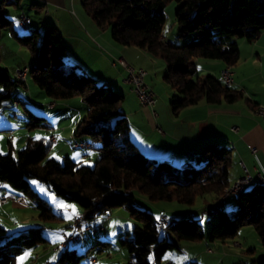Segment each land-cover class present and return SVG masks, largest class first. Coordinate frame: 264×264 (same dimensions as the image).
<instances>
[{
  "label": "trees",
  "instance_id": "trees-1",
  "mask_svg": "<svg viewBox=\"0 0 264 264\" xmlns=\"http://www.w3.org/2000/svg\"><path fill=\"white\" fill-rule=\"evenodd\" d=\"M170 1L82 0L81 4L92 20L109 28L114 41L145 49L165 61L163 80L178 94L170 101L172 112L199 101L216 105L244 98L239 89L221 83L213 75L193 77V73L199 58L219 59L229 67L237 63L238 39L251 42L264 31V0H175L179 3L174 13L178 34L189 37L181 46L164 41V8ZM12 24L0 11V29H9L19 44L31 51L28 72L33 82L53 99L80 96L88 104L76 123L74 135L87 137L99 153L92 166L70 158L60 163L48 157L51 145L44 137H29L17 155L10 151L0 153V182L33 199L40 221L55 222L62 217L32 188L30 178L64 200L76 203L85 226H91V221L110 209L124 206L136 223L131 233L118 240L120 246L133 253L126 264H154L166 250L179 248L161 234L164 228L177 240L198 241L204 237L193 212L170 219L166 216V223L158 227L161 214L156 216L136 206V191L152 201L193 206L202 197L203 214L206 208L221 201L218 211L208 215H218L210 224L209 240L230 239L241 227L251 226L264 246V185L252 183L237 193L235 210H223L230 195L224 197L225 188L231 185L230 146L206 142L194 160L182 166L147 156L130 136L129 121L120 107L124 95L106 84H98L94 77L67 63L66 49L55 26L19 35ZM25 81L16 79L2 66L0 56V103L11 96L18 82ZM26 126L45 127L47 123L43 116L29 112ZM42 229L43 226H34L8 233L0 224V264H14L27 249L47 247L48 239ZM97 242L110 244L108 240ZM68 245L57 255L56 264H80L91 248L78 253Z\"/></svg>",
  "mask_w": 264,
  "mask_h": 264
},
{
  "label": "crops",
  "instance_id": "crops-1",
  "mask_svg": "<svg viewBox=\"0 0 264 264\" xmlns=\"http://www.w3.org/2000/svg\"><path fill=\"white\" fill-rule=\"evenodd\" d=\"M28 2H30L31 9L39 14L37 22H34L31 18L28 30L36 29L42 32L41 29L45 25L55 26L66 49V62L74 64L76 69L81 68L82 72L94 68L101 57L106 63H109V58L123 56L134 67L145 69L147 72L146 77L148 71L145 66H150L153 70L157 66H162L160 61H156L161 58L153 56L145 49L122 45L114 41L107 27L99 26L83 11L80 4L82 0H28ZM5 6L6 8H4ZM9 6L16 7L15 20L18 24L19 13H25L24 4L22 0H0L1 12L8 13ZM164 41L174 43L171 37L168 39L164 36ZM238 48L239 59L237 63L239 65H236V63V66H230L233 80L230 86L239 89L244 98L232 103L222 102L215 105L199 101L175 113L168 110L167 98L164 104L158 106L156 111L154 107L158 101H155L152 109L140 104L131 85L123 81L126 71L122 67L110 78L103 79V81L108 79L113 81L117 88L121 89L124 97L120 107L129 121L130 136L142 152L155 159L181 164L193 161L194 157L201 152L203 144L213 141L224 143L232 148L231 184L243 176L242 163L252 174L264 170V119L256 113L257 107L264 105V31L251 42L245 38L238 39ZM200 62H204L205 67L203 70L211 71L215 77L227 67L219 59L198 61V64ZM249 64L253 66L251 70H249ZM111 65H114L113 62ZM239 66L242 67V72L238 74L237 68ZM19 67L22 66L11 67L10 72L13 74L14 70ZM30 93H32V90ZM169 94L166 92L164 95L169 96ZM159 95L158 100L161 98ZM50 104L54 106L53 102H50ZM153 110L155 114H153ZM76 115V113H71L69 120V124L72 123L73 128L71 130L70 127V134L64 138L67 139L64 141L66 147L63 149L67 151L64 158L83 162L80 157L74 160L78 153L73 149L79 148L81 157L88 158L94 154L97 159L99 157L98 150L90 146L88 138L85 136L77 138L74 135L76 121L80 119L76 120ZM57 129L52 125V131L46 139L51 145L59 144V130L61 129ZM51 136L56 137V143L50 142L49 138ZM69 139L71 141L67 144L66 142ZM75 143H87L89 146L75 147ZM68 145L71 146L72 150L68 148ZM249 146L255 147L257 153L252 154L248 148ZM91 148H94V150ZM250 185L246 184L245 188L247 189V186L250 187ZM0 195L7 197V201L2 204L4 210L21 209L28 205L22 192L12 188L5 182H0ZM16 199L20 200V204L16 202ZM55 203L60 210L58 215L62 217L61 220L64 223L66 221L70 223L68 227L71 229L73 217L78 213V210L70 203H59L58 200H55ZM190 212L193 211L187 210L184 214L187 215ZM159 214L160 212L156 216ZM64 223L59 228V242L62 240L61 233H68L69 231V229H64ZM105 231L103 237L108 238ZM32 258L31 251L27 249L16 260H19L20 264H31L35 262ZM42 263L49 264L47 261Z\"/></svg>",
  "mask_w": 264,
  "mask_h": 264
},
{
  "label": "rangeland",
  "instance_id": "rangeland-1",
  "mask_svg": "<svg viewBox=\"0 0 264 264\" xmlns=\"http://www.w3.org/2000/svg\"><path fill=\"white\" fill-rule=\"evenodd\" d=\"M22 2L24 4L25 14L29 16L30 19L32 18L34 22H37L39 14L31 9L30 2H28V0H22ZM178 4L179 3L175 0H171L164 8L166 21L163 33L166 38L169 39L171 37V39L174 40L172 42H174L173 45L175 46H181L189 40V37H180L178 34V27L174 16ZM9 7L10 9L7 11L8 13H4L3 11V14L12 20V27L19 35L27 34L29 30L21 28L15 20L16 7ZM4 8H6V6ZM83 11L85 12L84 9ZM47 26L48 25H45L41 31ZM0 56L2 66L6 67L9 71L11 70V67L16 65L23 67L27 64H32L31 51L20 45L7 28L0 29ZM117 58L118 57H114L113 59L109 58V63H106L101 57L95 64L94 68H89L83 73L94 77L98 84H106L122 93L121 89L117 88L113 81L109 79L103 81L105 78H110L111 75L122 67L118 63L113 66L111 65ZM156 61H160L162 66H159L160 68L157 66L155 70L150 66H145L148 71V76L145 77V82L152 90L154 89L153 91L156 94L155 101L158 102L154 107L155 110L157 111L158 106L160 104L162 105V103L164 104V101L167 100V98L168 110H171L170 101L176 98L178 94L163 80V75L166 70L165 61L162 58ZM198 61H209V59L199 58L197 60L193 77L204 76L207 74L213 75L211 71L203 70L205 67L204 62L198 64ZM236 65L239 64L237 63ZM248 66L249 70L253 68L251 64ZM241 69V66L237 68L238 74L242 72ZM77 70L82 72V69L79 67ZM94 74L97 75L95 76ZM31 90L32 93H30ZM166 92L170 93L169 96L167 95L168 97L164 95ZM158 95L161 96L159 100ZM50 102H53L54 106H49ZM87 108L88 104L80 96H74L68 99H53L47 96L45 92L33 82L30 73L27 72L26 81L22 83L18 82L15 85L11 96L0 103V153L6 154L10 151L13 155H17V153L25 147L29 137L48 138L49 133L52 131L51 127L54 125L58 129H61L59 130V144H50L51 146L48 152V157H54L58 162L62 163L64 161V156H66L64 154L67 153V151L63 149L66 147L64 141L67 140L64 138L70 134V127L71 130L73 128L72 123L69 124L71 113H76V120H78L85 114ZM29 112L43 116L47 126L28 128L26 124L29 119ZM67 124L69 125L67 126ZM63 126L65 127L64 129L62 128ZM70 141L71 140L69 139L66 143L68 144ZM68 148L71 149V146L68 145ZM78 149L79 148L73 149L78 153V156L74 157V160L80 157L84 164L92 166L96 160V156L93 154V156L88 158L81 157V152L79 153L80 150ZM91 149L94 150V148ZM174 165L182 166L184 163ZM29 182L32 188L37 191L38 195L45 198L52 205L55 213H60L57 205H55V200H58L59 203H70L71 205H74L78 210L77 214H81L80 208L76 203L66 201L57 196L35 178H30ZM248 187L249 186H247V189ZM135 194V205L151 211L155 215L160 212V214H163L170 219L171 217L182 216L187 210L193 211L194 218L200 223L201 228L204 231V237L202 239L198 241H189L177 240L170 231L165 228L162 229L161 234L166 236L168 240L178 244L179 248L166 250L161 259L154 264H264V246L261 245L256 231L251 226L241 227L233 238L223 241L209 240L208 235L210 224L217 220L218 215L208 216L203 214L201 209L203 204L202 200H200L202 197L198 198V201L193 206L178 203L176 201H152L140 192L136 191ZM22 195L28 205L25 204L27 206L21 209L14 208L11 210H4L0 203V224L8 233L19 232L29 227L43 226V235L48 239V244L45 248L39 245L28 249L31 251V256L33 257L32 260L35 261L31 264H43L42 262L44 261H47L49 264H56L57 255L63 250V248L57 249L56 246L59 244V228L64 222L63 220L55 222L40 221L37 217L34 200L24 194ZM236 196L237 194H230L227 197L223 207L224 211L231 212L236 209ZM64 224V229H69L68 233L73 231L68 227L70 223L66 221ZM135 224V221L131 218L128 210L124 206L114 207L107 213L98 216L92 221V227H99L97 233H93L90 230H84L82 226V232L78 239L73 241L74 243L70 242L68 246L69 248H75L78 253H84L89 247H91L88 255L82 259L80 264H126L133 258V253H130L126 248L120 246L118 240L124 237L127 233H131ZM104 231L108 238L103 237ZM98 240H108L110 244L99 243L97 242ZM234 242H238L239 244L236 245ZM92 258L95 259L94 262H92ZM14 264H20L19 260H16Z\"/></svg>",
  "mask_w": 264,
  "mask_h": 264
},
{
  "label": "built area",
  "instance_id": "built-area-1",
  "mask_svg": "<svg viewBox=\"0 0 264 264\" xmlns=\"http://www.w3.org/2000/svg\"><path fill=\"white\" fill-rule=\"evenodd\" d=\"M20 24L23 27H28L30 23H27V15L25 14L24 18H19ZM119 64L122 66L125 71L126 75L123 77V81L125 83H128L131 85L132 90L134 91L138 101L141 105L149 107L152 109V107L155 105V93L154 91L146 84L145 77L147 75V72L143 68H137L132 65H130L123 56L118 57L113 64ZM23 67L16 68L13 72V75L16 79L23 81ZM218 81L221 83L230 86L233 82L232 80V72L226 71V69H223L220 71V74L217 76ZM52 106V105H49ZM153 114H155V111L153 110ZM260 116L264 119V105H262V113ZM234 129V128H233ZM51 143H56V137L51 136L50 138ZM87 147L89 144L87 143H75V147ZM252 154L257 153V149L253 146L248 147ZM242 169L244 171V174L242 177L236 179L234 181L233 188L230 190L229 194H233L234 191H238V189H241L242 186H245L249 182L254 181H263L264 182V170L258 171L255 174H252L246 166L242 163L241 164ZM7 201V197L5 195H0V203L3 204ZM16 202L20 203L19 199H16ZM218 206H221V202H218L204 210V214L210 215L214 212V209ZM162 225L166 223V216L161 214L160 216ZM83 226L84 230H91L93 233L97 231L98 228L91 227V226H85V221L83 220V217L81 214H77L74 218L73 224H72V232L71 233H61L62 240L59 242V244L56 246L57 249L64 248L67 246L70 242H73L78 239L79 235L81 234V227ZM172 264V263H169Z\"/></svg>",
  "mask_w": 264,
  "mask_h": 264
},
{
  "label": "bare ground",
  "instance_id": "bare-ground-1",
  "mask_svg": "<svg viewBox=\"0 0 264 264\" xmlns=\"http://www.w3.org/2000/svg\"><path fill=\"white\" fill-rule=\"evenodd\" d=\"M24 17H25V13H23V12L19 13L17 21H18V24L20 25L21 28L27 30L29 26L28 27H23V26H21L20 21H19V18H24ZM30 22H31V19H30L29 16H27V23H30ZM225 69H226V71H231V68L229 66H227ZM28 70H29V65H25L24 68H23V81L26 80V76H27ZM256 113L260 116V114L262 113V105L257 107ZM74 146H75V144H74ZM252 183H260V184L264 185L263 181H254V182H249L248 184H252ZM233 185H234V182L230 186L225 188L224 197L228 195L230 190L233 188ZM244 188H245V186H242L241 189H238V191H234L233 194L241 193L244 190ZM219 202H221V201H219ZM220 207L221 206L216 207L212 214H215ZM212 214H210V215H212ZM161 226H162V222H161V219L159 217V219H158V227H161Z\"/></svg>",
  "mask_w": 264,
  "mask_h": 264
}]
</instances>
